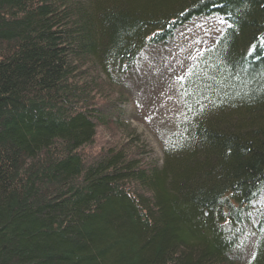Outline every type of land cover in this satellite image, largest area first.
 <instances>
[{"label":"trees","instance_id":"1","mask_svg":"<svg viewBox=\"0 0 264 264\" xmlns=\"http://www.w3.org/2000/svg\"><path fill=\"white\" fill-rule=\"evenodd\" d=\"M207 18L218 40L155 77ZM172 68L170 125L143 92ZM0 264H264V0H0Z\"/></svg>","mask_w":264,"mask_h":264},{"label":"rangeland","instance_id":"2","mask_svg":"<svg viewBox=\"0 0 264 264\" xmlns=\"http://www.w3.org/2000/svg\"><path fill=\"white\" fill-rule=\"evenodd\" d=\"M226 25H227L226 22L220 18L217 19L207 18V19L194 20L193 22L182 27L179 34L177 35V45L173 43L167 48H159L154 50V52L152 53V59L154 61V65L156 68H159V69H155V77H161L163 73L160 72L166 66L172 67V64H170L171 61L180 59V61L188 62L191 56L193 57L199 54V52H201L202 50L207 48L210 44L218 40V38L222 35ZM178 55H180V58L174 59V57ZM175 72L176 71L174 70V68L170 69L168 73H165L163 75L164 77L163 80L156 82L154 85L150 84L149 88L144 89L143 92V94L146 93L147 95L146 100L150 101V99L152 98L153 91L156 88L160 89V92L157 91V95L159 97L160 103L161 102L162 103L161 104L159 103V107H157L153 103V109L151 107V110L157 115H158L157 112H161V117L163 118L161 120H163L165 124L169 123L170 125L174 123L173 116L176 111L174 109L175 106L174 102L171 103V101H175L174 100L175 92L173 93L172 90V84H173L172 80H171L172 84L170 85V87L166 86V81H169V79L175 74ZM149 74L151 73L147 72V76H149ZM120 108L126 112L124 123H125V127L129 128L127 129V131L125 130L126 134H129V140L132 138L130 136H133L134 134H135L134 135L135 139L139 138L141 140L140 144H142L143 151L142 154H140V157L141 158L143 157L145 162L147 163L151 161L153 163L161 162L163 157L162 151L159 142L157 141V136L155 135L154 132L155 130L153 129V126L155 125V121H154V125H151L150 121L148 123L137 121L136 118L132 116V114H134V108L131 102L123 104L122 106H120ZM139 116L144 118V113L140 114L139 112L137 117ZM168 128H169L168 125H166L165 129ZM126 134L125 133L123 134L118 130L115 131L108 130L105 132L100 131L98 134L99 135L98 139L96 141L95 149L97 150V148L103 147L109 141L111 140L113 141L112 138L114 137H116L117 140L124 141L127 138ZM123 135H125L126 137H124Z\"/></svg>","mask_w":264,"mask_h":264},{"label":"bare ground","instance_id":"3","mask_svg":"<svg viewBox=\"0 0 264 264\" xmlns=\"http://www.w3.org/2000/svg\"><path fill=\"white\" fill-rule=\"evenodd\" d=\"M123 125H125V123H123Z\"/></svg>","mask_w":264,"mask_h":264}]
</instances>
